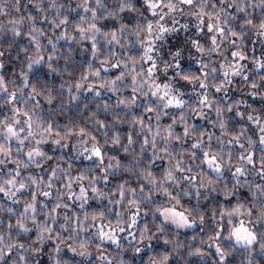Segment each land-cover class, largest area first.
<instances>
[{
    "label": "snow or ice",
    "instance_id": "obj_1",
    "mask_svg": "<svg viewBox=\"0 0 264 264\" xmlns=\"http://www.w3.org/2000/svg\"><path fill=\"white\" fill-rule=\"evenodd\" d=\"M34 3L36 14L14 18L12 37L7 47L0 49V194L13 205L23 200L18 214L17 208L7 207V222L0 220V261L8 264L7 254L11 253L12 264H40L36 257L55 241L48 252L49 264H72L62 258L64 248L77 256H90L93 244L103 264H132L123 259L122 251L116 253L115 261L105 255L100 250L104 242L142 255L143 249L151 250L150 242L155 239L171 248L156 252L144 264H170V255L182 247L178 240L169 238L173 226L191 229L197 222L205 225L210 223V212L216 225L210 228L207 244L214 253H205L200 246L193 251L212 256V264H233L232 251L243 249L251 264L247 253L257 244L264 251V0H79L75 9L71 2L67 6L57 0L47 5L43 0ZM9 7L0 0V14H7ZM11 7L19 12L20 0H14ZM50 9L55 10L54 14ZM178 17L191 19L181 23ZM25 20L29 22L27 30ZM38 21L50 22L52 31L60 29L55 39ZM18 37H26L27 44L19 43ZM60 40L75 41L81 48L90 42L87 50L100 63L89 60L86 68L81 66L80 78L74 84L66 81L55 89L41 83L36 66L46 63L50 72H70L67 63L63 68L56 63ZM248 41L252 43L251 55ZM48 45L52 50L45 59ZM13 49L21 68L18 76L2 71L6 53ZM186 58L199 67L186 66ZM68 59L65 56V61ZM109 68L122 70L116 76L102 75V69ZM74 71L71 69L70 74ZM34 72L37 74L30 76ZM233 85L251 97L259 96L260 108H252L243 97L229 102ZM128 88V95L121 94ZM65 89L67 100L63 98ZM89 90L96 111H89L85 120L92 129L76 122L61 129L54 119L57 110L72 106V102L79 110L80 93ZM104 90L115 94L114 104L109 103L111 97L101 102ZM141 98L143 111H134L141 106ZM42 100L49 105L47 116ZM241 105L246 107L242 109ZM100 111L111 114L112 120L101 119ZM145 113L149 114L147 118ZM162 117H169L170 122L163 123ZM196 117L208 121L219 135L191 123ZM237 117L242 121L239 130L233 126ZM125 123L129 130L121 132L119 126ZM177 125L182 126L179 131ZM257 133L259 167L252 150ZM70 137L75 139L73 149L86 159H94V166L76 176L71 175V162L67 167L56 163L41 169L52 159L44 144L50 141L67 148L63 141ZM235 145L239 148H226ZM119 151L127 155L125 160L109 155ZM147 152L151 155L146 158ZM56 159L63 161L65 157ZM156 160L168 163L157 170ZM36 169H41L43 175ZM121 169L127 175L122 173L115 186L105 192L100 185L107 187ZM253 173L254 178L249 179ZM64 177L67 180L63 187L55 184ZM244 187L250 197L241 193ZM220 196L225 199L220 200ZM49 197L53 198L51 207L45 203ZM186 197L194 198L196 204L186 207L182 203ZM230 197H236L235 202ZM102 198L120 208L89 210L90 199ZM209 199L212 203L202 208L200 201ZM66 200L78 201L80 212L71 216L63 213L64 222L57 230L53 226L60 215L57 209L69 208ZM4 208L5 201L0 200V209ZM113 211L114 222L108 218ZM41 213L44 218L38 219ZM89 228H95V233L81 235ZM33 229L35 236H30ZM65 229L69 230L68 236L63 235ZM204 243L202 238L200 244Z\"/></svg>",
    "mask_w": 264,
    "mask_h": 264
},
{
    "label": "trees",
    "instance_id": "obj_2",
    "mask_svg": "<svg viewBox=\"0 0 264 264\" xmlns=\"http://www.w3.org/2000/svg\"><path fill=\"white\" fill-rule=\"evenodd\" d=\"M2 2L7 3L8 5H10V7L7 9V14H0V24L1 23H5L7 21L12 22L14 18H19V16H27L29 13L35 15L36 14V8H35V3L34 0H20V10L19 12L16 11V9L14 7H11V5L14 3V0H2ZM44 4L47 5L48 3L51 2V0H43ZM58 3H64L65 6H67V4L69 2H71V6L73 9L76 8V4L73 0H57ZM109 3H111V0H109ZM50 13L54 14L55 10L54 9H50L49 10ZM77 11L82 12V9H77ZM249 11H252V9H249ZM255 14L259 15V9L255 10ZM40 15H44V13H41ZM145 16L148 18L152 17L151 13H145ZM73 17L75 18V13H73ZM131 22V21H129ZM181 23H184L185 20L184 19H180ZM28 21L25 20L24 22V28L25 30H27V26H28ZM171 23V21H170ZM38 25L40 27H43L46 29L47 31V35L51 36L53 39H55V36L58 35L60 29H56L55 31L51 30V24L50 22H46V21H38ZM19 43L21 44H27V38L26 37H19L17 38ZM134 39V37L132 38ZM253 39H255V36L253 35ZM8 39H0V49H4L7 47V43H8ZM248 44L247 47V51L248 54L251 55L252 54V43L250 41L246 42ZM90 46V42H86L85 47L81 48L80 45H77L75 43V41H69V40H60L58 42V48L57 51L60 53L59 59L56 61L57 65H59L61 68H63L65 66V64L67 63V65L69 66L70 72L71 69H75L74 73L70 74V72H64L63 74H58V73H53L50 72L47 68V64H42V65H37L36 66V70H38V74L41 77V83H48L50 86H52L55 89H59L60 85L64 82H71V83H75V80L80 78L81 75V66L83 67H87V63L89 60H93V62L96 65H99L100 60L93 58L91 56L90 51H88V47ZM256 55H259V48H260V44L257 43L256 45ZM71 48L72 52L69 53L68 49ZM51 46L48 45L47 49L45 51V59L47 58V52L51 51ZM107 49H102V51H106ZM117 51H119V48L117 47L116 49ZM23 53L20 54V59H23ZM230 55V53H229ZM65 56H68L69 59L68 61H65ZM5 68L2 70L6 73H8L10 76L11 75H17L19 74V71L21 70L20 66H19V61L16 58V50L13 49L11 52L6 53L5 56ZM113 63H115V60L112 61ZM249 68L252 67V62L251 60L247 61ZM195 69V68H194ZM122 69L119 68H109L107 70H103L102 69V75L104 76H108V77H112V76H116L118 75L119 71ZM37 73H30V76L35 75ZM251 75V73H250ZM97 87L99 85H96ZM85 87H87V85L85 84ZM232 88L235 89L236 93L233 91L232 92ZM9 90H11V87L9 88ZM239 90V92H238ZM65 91V95H64V100H67V89L64 90ZM131 92V89H122V93L123 95H128ZM221 96L223 95V93L220 94ZM93 93H91V91H81L80 93V109L77 110L75 108V103L76 102H72V106H67L65 109L60 110L58 109L57 111L59 112L58 115H56L54 117L56 123L61 126V129H63L64 125L69 124L70 122H76L82 126L88 127L90 130L92 129V125L88 120H85V117H88L89 111H96V101L92 99ZM109 97H111V99L109 100L110 104H114L115 103V99L116 96L115 94L108 92L106 90H104V95L101 98V102L103 101V99H108ZM245 98L249 101V104L252 106V108L255 109H259L261 106V98L259 96L257 97H251L249 94H247L246 92H242L238 87H236L235 85L231 86V94H230V98H229V102L232 99H237V98ZM144 98H141V106L137 107L134 109V111L137 112H142L143 111V107H142V101ZM42 107L44 109V115L47 116V109L49 107V105H47V103L45 101H41ZM85 105H87V108H85ZM242 109L245 108V105H241L240 106ZM252 108H249L248 110L251 111ZM99 117L101 119H107L109 121L112 120V116L111 114H106L103 111H100L98 113ZM149 114L145 113V117L147 118ZM215 114L213 113V116L211 118H214ZM210 118V119H211ZM154 120V117H153ZM162 122L163 123H168L170 122V118L169 117H162ZM191 123H194L196 125H203L205 127H208L210 131H214L216 132V135H219V131L217 129H213L211 128V125L209 124L208 121L206 120H202L199 117H196L195 119H191L190 120ZM241 119L239 117H237L235 119V121H233V126L236 127L237 130H239V124L241 123ZM246 124L249 125L250 128H255L254 125H250V122L244 121ZM182 128L181 125H177V130L179 131ZM119 130L121 132H127L129 130V125L128 124H122L119 126ZM95 135H97V137L99 139H103L100 135L99 132H94ZM251 131H249V135H251ZM111 135V133H110ZM258 136L259 133L256 134V136H254L253 138L257 140V144L253 145V152L255 157L257 158L256 160V164L257 167H259V156H260V151H259V144H258ZM74 140V138L70 137L68 140L63 141V143H66L68 146L70 144V142ZM178 143V142H177ZM213 143L215 144V139H213ZM246 143V141H245ZM47 145L44 144V149L46 152H48L49 156L52 157L51 160L47 161L46 163L41 165V169H47L49 164H56V163H61L62 167H67L69 162H71V175L72 176H76L77 172L82 171L86 168H92L94 166V159H86L83 155L80 154V152L76 151V155H74L73 153H69L68 151H66V148H61L59 145L55 150H50L46 147ZM109 149L112 148V145H108L107 146ZM227 147H234L236 149L239 148V145H235V146H226ZM136 150L139 151V146L136 145ZM109 155H117L121 160H125L127 158V155L123 152V151H119V152H109ZM146 158L149 157L151 155L150 152H147L146 154ZM60 156H64L65 159L63 161H59L58 159H56L57 157ZM156 165V169L159 170L160 168H162L164 165H166L168 163L167 160H156L155 162ZM198 163V162H197ZM13 166L11 164V162L9 163V167ZM206 168V166H205ZM41 169H36L35 172L40 173L41 175H43V172L41 171ZM123 173V170L121 169V172L117 174V176L115 178H112L111 183L107 186L104 187L103 183L100 185L103 190L105 192H108L110 190V188L115 186V181L117 179L121 178V174ZM35 174V173H34ZM123 175H127L126 173H123ZM255 176V173L252 174V176L249 177V179H253ZM46 178V177H45ZM67 180V177H64L63 179H59L57 181H55V184L63 187V185L65 184V181ZM135 180V176L132 177V181L134 182ZM257 183H259V181H256ZM183 183V182H182ZM78 190V189H77ZM241 193L243 195H248L250 197V194L248 193V189L247 187L242 188ZM90 192V189H89ZM53 193L54 196L56 194V188H53ZM159 195V194H158ZM212 195H218L213 193ZM220 200H224L225 198L220 196L219 197ZM230 200H232L233 202H235L236 197H230L228 198ZM0 200H4L5 201V208L4 209H0V220H3V222H7L8 220V213L6 212V208L7 207H15L18 209L17 214L19 211H21L23 209V200L20 201L19 205H13L11 201H7L5 197H3V194H0ZM53 198L49 197L47 199H45V203L48 204L49 207H51ZM66 203H68L70 205L69 208L64 209L63 207L58 208L57 212L60 214L58 215L57 219H58V223L53 225L54 227L57 228V230L59 229V223H63L64 222V218H63V213L67 212L68 215H73L76 212H80V208H79V202L75 201V200H66ZM182 203L185 204V206L187 207L189 205V203H191L192 205L196 204V200L194 198L190 199V198H184V200L182 201ZM212 203V200L209 199L208 201H201V207H207L209 204ZM88 208L89 210L94 209V208H101L104 206H107V208L109 209H119L120 206L118 205H112L108 203L107 198H102V199H90L88 201ZM45 212L47 211V209L44 210ZM43 213H41L38 216V219H43ZM109 219H112L113 222L115 220V211H113L112 215L110 217H108ZM148 219L150 220L151 217L149 216ZM208 220L211 221V213H208ZM49 223H51V220L48 221ZM13 223H15V220L13 219ZM29 223H31V221H29ZM141 224L143 223V220L140 222ZM226 223V221H225ZM210 228L211 225L210 223H207L205 225H201L199 224V222H197V225L195 227L194 230H190V231H179L173 228V231L169 233V238L170 239H175L178 240L182 247L180 249H178L176 252H173L170 255V264H201L202 258L203 259H207L208 264H212V259L213 257L210 255H200V254H196L193 250L200 246L203 247L205 249V253H209V252H213L214 253V248H209L208 244H207V235L210 234ZM154 230V229H153ZM96 229L95 228H89L87 232L85 233H81V235L87 236L90 233H95ZM176 233H179V235H176ZM13 235H15V233H13ZM30 236H35V229H33L30 233ZM63 235L68 236L69 235V230L65 229L63 230ZM122 236L126 237V233L121 234ZM159 235V234H157ZM205 240V243L203 245L200 244L201 239ZM71 241H69L70 243ZM127 241L125 240L124 243H126ZM152 248L151 250L149 249H143L142 250V255L141 254H136L133 253L131 251V248H124V249H117V247L115 245H112L111 242L105 241L103 244V247L100 249L101 251L105 252V255H109V256H113L115 257L116 253L118 251H122L124 253L123 255V259L131 261L132 264H144L145 261L148 260V258L150 256H154L156 252L158 251H166L169 250L171 248V245L168 246H164V242L162 240H160L159 242L157 240H152L151 242ZM55 244V241L48 243L47 247L44 248V254L39 256L38 260L40 261V264H49V256H48V252L49 249L52 248ZM92 251L93 254L90 255L89 258V264H98L99 262V257L98 255H96V249H95V244H93L92 246ZM259 245H256V248H258ZM177 253H179L177 255ZM189 253H191V255H189ZM245 256L246 253L243 249H240L239 251L237 250H233L231 253V258L233 260V264H240L241 261L245 260ZM62 258L65 260H69L72 262V264H75V262L77 260L83 259L80 256H77L76 254H73L69 251V249L64 248L63 249V255ZM7 259H8V264H12V254L8 253L7 254ZM257 261L259 262V264H264V260H261L260 257H256Z\"/></svg>",
    "mask_w": 264,
    "mask_h": 264
},
{
    "label": "rangeland",
    "instance_id": "obj_3",
    "mask_svg": "<svg viewBox=\"0 0 264 264\" xmlns=\"http://www.w3.org/2000/svg\"><path fill=\"white\" fill-rule=\"evenodd\" d=\"M75 2V4H77L79 2V0H73ZM178 19H191V18H179ZM6 22L5 23H1L0 25L4 26L3 28H0V39H8L10 40L11 37H12V33H11V28H12V23L10 21H7L5 20ZM171 20L168 21V23H170ZM19 38V37H18ZM188 64H191V67L194 69V68H198L199 66L198 65H195L194 63H192L191 61H187V58H186V66ZM235 92V89L232 88V92ZM239 92V90H238ZM154 99V98H153ZM75 144V139L72 140L69 144V146L65 149L66 151H68L69 153H73L74 155H76V151H77V154H78V150H75L73 149L72 145ZM46 147L50 150H55L58 145H53L50 141L46 143ZM79 146H77L78 148ZM174 228V226H173ZM175 229V228H174ZM176 230H179V231H190V230H193V229H189V228H182V229H176Z\"/></svg>",
    "mask_w": 264,
    "mask_h": 264
},
{
    "label": "clouds",
    "instance_id": "obj_4",
    "mask_svg": "<svg viewBox=\"0 0 264 264\" xmlns=\"http://www.w3.org/2000/svg\"><path fill=\"white\" fill-rule=\"evenodd\" d=\"M211 195V193H210ZM201 203V201H200ZM233 219H237V217H233ZM210 225H211V228L215 227L216 225V221L215 220H211L210 221ZM196 226H194L193 228L191 229H195ZM174 239V238H173ZM175 240V239H174ZM259 245V244H258ZM124 249V248H122ZM121 249V250H122ZM179 253H177L178 255ZM189 255H191V253H189ZM247 256L250 257L251 259V264H259V262L257 261L256 257H260L261 260H264V251H261L260 250V247L256 248L255 250H250L248 253H247ZM81 257V256H80ZM113 257V256H112ZM39 257H36V259H38ZM83 259H80V260H77L75 262V264H89V258L90 256H83L82 257ZM113 261H115V257H113ZM0 264H3V261H0ZM98 264H103V262H101L99 260ZM201 264H208V261L207 259H203L202 258V261H201ZM240 264H249V261L248 259L246 258L245 256V260L244 261H241Z\"/></svg>",
    "mask_w": 264,
    "mask_h": 264
}]
</instances>
